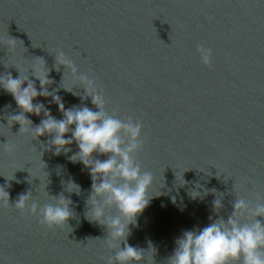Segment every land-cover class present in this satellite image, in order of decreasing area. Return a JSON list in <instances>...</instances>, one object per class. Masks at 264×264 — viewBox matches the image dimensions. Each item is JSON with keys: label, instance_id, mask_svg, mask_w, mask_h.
Returning <instances> with one entry per match:
<instances>
[{"label": "water", "instance_id": "water-1", "mask_svg": "<svg viewBox=\"0 0 264 264\" xmlns=\"http://www.w3.org/2000/svg\"><path fill=\"white\" fill-rule=\"evenodd\" d=\"M197 45L212 49L210 66ZM59 51L95 81L106 112L143 125L134 158L152 173L153 196L126 237L144 257L139 264H170L177 238L210 217L227 220L236 198L264 202V0H0V75H28L40 91L32 69L48 70L45 87L65 109L98 111L70 69L57 67ZM40 103L63 118L52 95L34 98ZM22 111L0 86V187L10 204L0 203V264H108L119 248L107 226L117 209L94 216L89 168L69 159L76 142L56 154L54 133L35 138L8 123ZM24 115L33 128L46 119L43 111ZM29 191V208L70 200L66 224L49 228L39 209H16Z\"/></svg>", "mask_w": 264, "mask_h": 264}, {"label": "clouds", "instance_id": "clouds-1", "mask_svg": "<svg viewBox=\"0 0 264 264\" xmlns=\"http://www.w3.org/2000/svg\"><path fill=\"white\" fill-rule=\"evenodd\" d=\"M15 41L11 39L10 46L14 47ZM197 51L201 62L210 66L212 49L197 45ZM56 61L57 67L64 65L70 69L73 77L84 85L86 94L92 98V104L99 110L93 111L87 106L65 109L61 97L50 93L45 87L50 83L48 70H40L34 66L32 75L39 79L40 91L28 75L22 77L20 74L13 78L11 73H8L6 79L0 75V86L12 94L17 105L23 110L20 114L11 116L8 123L18 122L21 125L19 132H31L35 138L45 133H54L50 145L55 146L56 154H60L62 150L70 151L65 146L76 142L79 151L69 159L78 160L89 168L92 180L89 200L92 201L91 210L94 216L104 218L106 206H114L118 211V215L111 217L110 225H107L111 228L112 241L119 240V248L114 251V256L109 258L108 264H139L144 257L140 250L127 244L126 237L130 231L128 225L135 222L137 214L143 211L153 196L149 195L154 181L153 175L142 170L134 158L143 143V125L131 116L121 119L106 112L104 97L97 91L95 81L80 74L75 63L63 51L58 52ZM25 81L27 86L22 87ZM38 95H52L63 113V118L58 120L53 117L42 103L34 105L33 100ZM41 111L46 119H43L39 126L31 127L32 121L24 113L34 112L39 115ZM68 132H71V136L65 138ZM93 153L106 155L107 158H93ZM183 183L184 180L181 184ZM69 185L79 192V185L71 182ZM30 193L29 191L19 196L14 205L16 209L33 214L39 209L41 222L49 228L66 224L72 215L69 209L70 200L61 195L59 198L53 197L54 202L47 203L42 208L36 202H32L29 208ZM160 194L159 192L155 196ZM197 195L198 192L191 193L193 198ZM222 195L213 201L217 213L223 206ZM173 202L175 203L174 197ZM0 203L10 205L9 193L4 187H0ZM233 209L227 220L223 217L213 220L210 217L212 222L202 229L185 230L176 240V248L169 259L170 264H232L233 261L239 264H264V222L257 219L258 216H264V202L253 205L244 198H236ZM245 214L250 219L242 223L239 217ZM121 241L125 242L123 248L120 247ZM109 247H113V244L109 243Z\"/></svg>", "mask_w": 264, "mask_h": 264}]
</instances>
